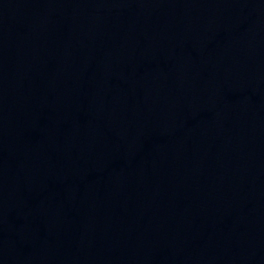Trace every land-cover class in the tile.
<instances>
[{
  "label": "water",
  "instance_id": "1",
  "mask_svg": "<svg viewBox=\"0 0 264 264\" xmlns=\"http://www.w3.org/2000/svg\"><path fill=\"white\" fill-rule=\"evenodd\" d=\"M0 264H264V0H0Z\"/></svg>",
  "mask_w": 264,
  "mask_h": 264
}]
</instances>
